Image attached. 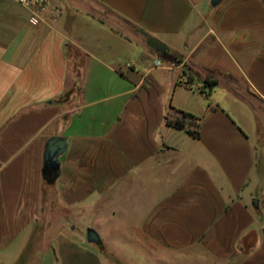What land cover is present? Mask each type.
I'll use <instances>...</instances> for the list:
<instances>
[{"label": "crops", "instance_id": "1", "mask_svg": "<svg viewBox=\"0 0 264 264\" xmlns=\"http://www.w3.org/2000/svg\"><path fill=\"white\" fill-rule=\"evenodd\" d=\"M50 1L32 26L0 0V247L62 221L61 264H113L114 237L117 264H264V0Z\"/></svg>", "mask_w": 264, "mask_h": 264}, {"label": "rangeland", "instance_id": "2", "mask_svg": "<svg viewBox=\"0 0 264 264\" xmlns=\"http://www.w3.org/2000/svg\"><path fill=\"white\" fill-rule=\"evenodd\" d=\"M43 216L41 214L39 225L41 224ZM37 223V224H38ZM64 222L58 221L55 222L54 227L47 231L44 237L40 236L41 232L37 234L38 236L32 237H23L16 239L13 243L5 244L0 247V264H61V261L58 258V255L54 252L53 239L51 236L54 235V230L57 229L58 225H62ZM85 224L87 222L78 223V230L81 231L85 236ZM37 225V226H39ZM36 226V227H37ZM40 229V228H39ZM78 236V235H76ZM84 239H86L84 237ZM106 240V239H105ZM114 242V247L110 248L113 252L102 251L104 257L113 258V264H117L116 256V237L113 239H108ZM97 247V246H96ZM96 253L99 255L101 252L94 248Z\"/></svg>", "mask_w": 264, "mask_h": 264}, {"label": "built area", "instance_id": "3", "mask_svg": "<svg viewBox=\"0 0 264 264\" xmlns=\"http://www.w3.org/2000/svg\"><path fill=\"white\" fill-rule=\"evenodd\" d=\"M12 2L21 8L27 10L28 22L32 26L39 24H53L56 23L61 15L62 9L57 4H54L50 0H6ZM126 67H131V63H127ZM154 68H166L162 61L155 60L153 62ZM189 86V85H188ZM191 89L199 90L196 85H190Z\"/></svg>", "mask_w": 264, "mask_h": 264}, {"label": "water", "instance_id": "4", "mask_svg": "<svg viewBox=\"0 0 264 264\" xmlns=\"http://www.w3.org/2000/svg\"><path fill=\"white\" fill-rule=\"evenodd\" d=\"M220 0H211L210 4L216 6ZM66 143L63 138L53 137L47 141L44 151L43 177L48 183H52L58 176L59 161L58 157L65 151ZM256 200L254 206L256 207ZM86 241L90 244L101 246L102 241L99 234L93 228H87Z\"/></svg>", "mask_w": 264, "mask_h": 264}, {"label": "trees", "instance_id": "5", "mask_svg": "<svg viewBox=\"0 0 264 264\" xmlns=\"http://www.w3.org/2000/svg\"><path fill=\"white\" fill-rule=\"evenodd\" d=\"M176 55L168 54L165 49H162L161 54H160V60H162L165 63H174L177 64L179 63V59L175 61ZM215 84V81L211 80H206L205 85L211 88ZM199 121L200 118L196 117L190 113L179 111L176 109H172V116L171 118L166 119V124L168 126H171L174 129L177 130H183L193 138H198L199 137Z\"/></svg>", "mask_w": 264, "mask_h": 264}]
</instances>
